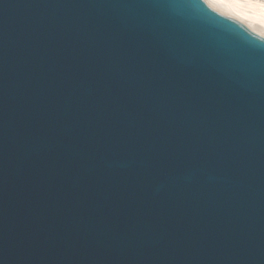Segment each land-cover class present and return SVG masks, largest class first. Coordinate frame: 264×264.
<instances>
[{
    "label": "water",
    "instance_id": "95a60500",
    "mask_svg": "<svg viewBox=\"0 0 264 264\" xmlns=\"http://www.w3.org/2000/svg\"><path fill=\"white\" fill-rule=\"evenodd\" d=\"M0 264H264V31L0 0Z\"/></svg>",
    "mask_w": 264,
    "mask_h": 264
},
{
    "label": "bare ground",
    "instance_id": "6f19581e",
    "mask_svg": "<svg viewBox=\"0 0 264 264\" xmlns=\"http://www.w3.org/2000/svg\"><path fill=\"white\" fill-rule=\"evenodd\" d=\"M241 21L264 31V0H206Z\"/></svg>",
    "mask_w": 264,
    "mask_h": 264
}]
</instances>
